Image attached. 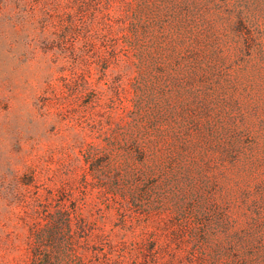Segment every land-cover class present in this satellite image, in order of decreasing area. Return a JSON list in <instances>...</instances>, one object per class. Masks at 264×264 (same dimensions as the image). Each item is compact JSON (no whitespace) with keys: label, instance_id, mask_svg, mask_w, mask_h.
<instances>
[{"label":"rangeland","instance_id":"rangeland-1","mask_svg":"<svg viewBox=\"0 0 264 264\" xmlns=\"http://www.w3.org/2000/svg\"><path fill=\"white\" fill-rule=\"evenodd\" d=\"M0 264H264V0H0Z\"/></svg>","mask_w":264,"mask_h":264}]
</instances>
